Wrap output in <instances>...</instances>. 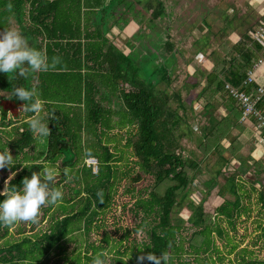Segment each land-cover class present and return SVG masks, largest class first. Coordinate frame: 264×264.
Instances as JSON below:
<instances>
[{
  "label": "trees",
  "instance_id": "16d2710c",
  "mask_svg": "<svg viewBox=\"0 0 264 264\" xmlns=\"http://www.w3.org/2000/svg\"><path fill=\"white\" fill-rule=\"evenodd\" d=\"M125 12L135 18H145L149 13L150 29L155 19L169 17L166 0H0V31L15 27L49 61L53 56L60 58L47 72H30L27 77L10 73L11 81L0 72V90L6 94H11L14 86L37 90L43 103L40 115L51 129V135L44 137L41 161L26 162L22 158L15 162L11 171L17 175L9 183L19 186L24 176L59 160L74 169V183L62 187L61 180H56L52 185L64 191L62 201L41 208L48 223L45 230L28 235L20 232L15 239L9 236L13 225L0 224V264H58V258L50 263L51 251L62 247L75 231L83 233V248L64 256L66 264H91L97 253H107V264H154L139 258L149 253L160 256L165 251L167 264H264L248 244L249 239L246 241V223L251 221L252 243L264 246V214L252 218L250 203L254 192L264 209V186L260 184L258 189L249 181L247 187L237 166L256 167L261 159L254 161L249 153L240 154L237 137L232 133V129L241 132L244 124L253 126L255 120L240 122L241 109L224 90L225 82L248 92L257 88L256 82L245 86L243 81L264 49L252 44L246 34V40L238 43L244 49L241 62L232 57L222 77L208 73L198 92L191 95L187 91L182 96V89L169 92L159 88L150 77L154 72L143 76L131 54L125 56L108 43L107 20L115 13L124 16ZM167 23L161 31H168ZM261 23L264 15L258 18L257 25ZM161 42L165 52L173 50L168 36ZM161 57L160 81L169 83L166 61L171 58ZM199 85L198 80L192 83L195 89ZM219 93L224 95L226 115L214 113ZM201 98L205 100L204 110L195 113L194 106ZM112 100H117L121 108L115 114L124 113L122 119H107L109 109L104 103ZM22 104L16 98L0 95V133L6 137L2 145L13 149L16 156L31 149L39 137H34L25 123L33 114L20 110ZM258 107L264 112V96ZM190 112L202 128L201 142L216 156L217 167L206 182L207 192L217 185L216 177L221 172L227 175L218 188L222 202L212 213L202 201L196 204L189 198L190 183L199 171L198 161L183 143L192 132L188 126ZM89 150L97 159V174L85 163L80 166ZM22 161L29 168L21 165ZM146 178L152 180V185L140 186ZM124 183L127 185L121 190ZM98 190L104 192L103 204L97 197ZM227 192L232 199L225 197ZM118 193L132 200L130 204L121 202L120 213L130 210L136 222L132 228L121 230L115 225L108 232V218L113 225L119 220L113 213ZM4 198L0 196V200ZM182 207L189 211L187 218L178 216ZM141 231H145L146 239L138 242L132 233ZM92 233H96V241L88 240Z\"/></svg>",
  "mask_w": 264,
  "mask_h": 264
},
{
  "label": "rangeland",
  "instance_id": "374dc122",
  "mask_svg": "<svg viewBox=\"0 0 264 264\" xmlns=\"http://www.w3.org/2000/svg\"><path fill=\"white\" fill-rule=\"evenodd\" d=\"M169 0H166V5L168 6ZM130 2H127V5ZM138 8V7H137ZM122 13V12H121ZM124 16H122L121 18H118L117 16H114L115 19L114 21L117 23L119 29L125 31L129 36H130V40H129V45L131 46V52L129 54H131L134 57V60L136 61L137 64H139V66H141V74L143 76H149L147 75V73H151L150 77H152L151 79H154L157 81V86L161 89H167L168 91H174L178 88V84H180V82H174V80L169 81V83L166 82H162L160 81L161 76L160 73L158 74V70H159V66L160 64L162 65L163 61H162V55L164 51H160L158 50V53L161 54L158 55L155 51H153V46L157 49L156 47V42L154 41L150 36V34H147L145 36V33L143 31V27L145 26H141L139 24L136 23V21L138 20L137 18L134 17V15L132 13H123ZM134 18V19H133ZM158 28V26H156ZM156 30V29H155ZM156 34H158L159 31H155ZM160 33L164 34V32ZM157 36V35H156ZM152 48H151V46ZM159 59H158V58ZM171 59L166 61L167 62V66L171 67V74H169L170 77H172V72L180 69L182 71V67L185 65L184 61H182L181 58H179L178 56H174V57H170ZM187 58H185L184 60H187ZM191 59V58H189ZM196 62L197 63H201L204 61V57H202L200 55V57H195ZM155 60V61H154ZM157 60V62H156ZM177 60V61H176ZM158 61H160L158 63ZM176 61V65H174V62ZM177 62L179 64H177ZM184 68V67H183ZM179 71V73L181 72ZM185 72H188L187 69L185 70ZM184 72L182 71V74ZM206 73H203L202 75H205ZM149 77V79H150ZM191 84L190 81H188L186 83V87H189ZM185 85V84H183ZM193 91V90H192ZM191 91V92H192ZM198 91V88H196L193 93H196ZM192 93V95H193ZM219 95V94H217ZM217 101V99H215ZM204 99L199 100L195 106H194V112L196 113H201L204 110ZM118 106L115 107V109H117ZM193 113H188V126H190V128L192 129L191 135L189 138H186L185 140H183V143L185 144V149L186 151H190L191 155L193 157H195V159L198 161L199 164V171L197 176L191 181L190 183V192H189V198L194 201L196 204L199 202H203L204 208L206 210H209V212L212 213L214 207H216L218 204H220L222 202V198L218 195V188L224 184V181L227 177L226 173L221 172L217 177H216V182L217 185L214 186V188L208 193L207 192V185L206 182L211 180V177L213 175V171L214 169L217 167V165L215 164L216 161V156L214 155L213 151H208L205 146L203 145V143L201 142V126L198 123L197 117L195 116V114ZM215 114H220V108L217 109V111L214 112ZM122 115V117H121ZM124 116V113L121 112L119 113V115H116V118H114V120H119L122 119ZM242 131L239 132L238 130H233L232 129V133L237 137V141H236V147L237 150H239L240 154H242L243 156L248 155L250 148H251V143L254 140V136L253 133L251 132V130L249 128H245V126H242ZM2 129L0 128V131ZM6 130H10V129H6ZM103 134H105L106 132H102ZM0 138L2 139L0 142V150H3V145L6 142V137L2 135V133H0ZM92 138V137H91ZM44 142H45V138L44 137H38L37 139V143L35 147H32L31 149H27L24 153L19 154L18 156L15 155V152L13 151V149H11L8 146H4L8 147L11 152L12 155L14 156V161L18 162V160H21L22 158H25L26 162H28V160H36V161H41L42 159V154H43V147H44ZM224 146H227L228 141L225 140L223 142ZM91 148V147H90ZM37 149H39V151H37ZM205 153V154H204ZM25 163V161H22L23 165ZM84 160L82 161L81 165H84ZM99 163H101V160H99ZM101 165V164H100ZM238 166V170L240 172H242V179L245 181L246 186L248 187V182H253L256 186V188H260V184H262L264 186V157L261 159V163L256 166V167H248L246 169V166H243V164L241 165H237ZM51 167L55 168L58 175L56 180H61V186L63 187V185L65 184H72L74 183V178H73V174H74V169L71 170V176L72 179L71 180H67L64 176V173L62 171L63 168L68 167L67 165H65L61 160L57 161V163H55L54 165H51ZM79 167V166H78ZM102 167V165H101ZM104 168V166H103ZM11 170H9L8 168L2 169L0 170V190H3L4 188V182L5 180L8 178V176L11 174ZM65 178V179H64ZM127 185V183H124V186H122L121 190L124 189V187ZM140 186H146V185H152V180L150 178H146L144 179V181L142 183L139 184ZM117 187V186H116ZM164 188V185L161 186L162 190ZM64 192V191H62ZM226 198L228 199H232L233 197L231 196L230 193H226ZM116 210L113 211L114 216L119 217V220L117 223H115L114 225L111 223L112 219L111 217L108 218V223L105 225V229L108 232H112L113 227L116 226H120L121 230L125 227H133L134 223L136 222V217L133 215V213L130 210H123L122 213H120V204L121 202H128L127 204H130L132 202L131 199H129V196L127 195H121V194H117L116 195ZM250 203H251V217H257V216H261L264 214V209L263 207L260 205V203H258L256 201V196L255 193L252 192L251 193V198H250ZM128 209V207H127ZM189 215V211L187 210L186 207H182L179 212H178V216H181L183 218H187ZM47 220L45 218L42 217V214L40 212L39 218H38V222L37 223H33V222H17L16 225H13L10 229H9V236H11V238H18L20 232L24 233V234H33L34 232H40L45 230V228L47 227ZM248 226V237L246 239V241L249 239L248 244L252 245V248L255 250L256 252V257L259 259H264V246L261 243H256L253 244L252 241L253 239H251V237H253V232H251V227H253V224L251 221L246 223ZM191 230H188L187 232H190ZM239 232H241V230H239ZM186 234V232H184ZM145 231H141L138 233H132V238H136V241H141V240H145L146 239V235H145ZM97 238L96 233H92L89 237L88 240L90 241H96L95 239ZM1 241V240H0ZM83 243H84V236L83 233L81 231H75L71 237H69L66 241H64L62 243V247H58L55 250L51 251L50 253V263H53V259L58 258V264H66L65 259L63 260L64 256H71L72 254H74V252H76L79 249L83 248ZM63 252V253H61ZM58 254V255H55ZM60 256V257H59Z\"/></svg>",
  "mask_w": 264,
  "mask_h": 264
},
{
  "label": "crops",
  "instance_id": "0c3cea01",
  "mask_svg": "<svg viewBox=\"0 0 264 264\" xmlns=\"http://www.w3.org/2000/svg\"><path fill=\"white\" fill-rule=\"evenodd\" d=\"M168 2V19H155L152 23L153 27L150 29L148 27L150 25L149 13H146L145 18H137L136 23L145 26L143 27L145 36L147 34L153 35L151 38L157 41V49L153 46V51L158 55L161 56L158 50L164 51L161 40H165L166 36H168L173 42V50L171 52L164 51L163 56L167 58L178 56L185 63L184 68L182 67L183 74L180 69H177L172 72L174 75L170 77L174 82H180L176 90L182 89V96L187 94V91L192 95L195 90L192 83L196 80L200 82L199 87H197L199 91L205 85L204 76L208 73L215 72L219 74V77H222L221 72H226L230 64H228V61L232 57L239 60L241 57L240 53L244 51L243 47L239 46L238 43L246 40L245 37L248 31L258 26V18L264 15V0H169ZM115 16L121 18L123 15L115 13ZM114 19L115 17L112 16L107 20L105 38L121 54L127 56L131 52V46L129 45L130 36L125 31L119 29ZM164 23H167L168 31H161V27L163 29L165 27ZM155 29L159 31L158 34H156ZM160 31L164 32V34L160 33ZM250 47L251 44H247V48ZM198 54L204 57V61L200 64L195 59ZM187 57L188 59L184 60ZM176 61L174 65H176ZM239 62L241 61L239 60ZM177 64L179 63L177 62ZM186 69L188 72H185ZM179 71L181 72L179 73ZM203 73L206 74L202 75ZM169 74H171V67H169ZM188 81L191 84L189 87H186ZM215 99H217V101H214L217 109L220 108V114L226 115L227 109L224 105V95L219 93ZM104 105L109 109L106 114L107 119L114 120L117 110L115 107L118 106V109L121 110L117 100L111 103L105 102ZM244 126L245 128H249L253 133L252 126L246 124ZM36 143L33 147L36 146ZM251 146L252 149L249 154L253 160L258 161L262 159L264 157V148L261 145H257L255 138Z\"/></svg>",
  "mask_w": 264,
  "mask_h": 264
},
{
  "label": "clouds",
  "instance_id": "9594fccd",
  "mask_svg": "<svg viewBox=\"0 0 264 264\" xmlns=\"http://www.w3.org/2000/svg\"><path fill=\"white\" fill-rule=\"evenodd\" d=\"M8 8L11 10V4L8 5ZM59 62L58 56H53L49 61V58L41 50L30 44L29 39L19 29L9 26L0 31V72L7 75L15 72L20 76L27 77L30 72H47L55 68ZM0 95L7 99L16 98L23 101L20 110L33 114L26 119L25 123L28 124L34 137L51 135L49 125L43 121L40 115L43 111V103L34 87L26 89L23 86H14L11 94L0 90ZM84 158L85 160L92 158L90 150L84 153ZM14 165L15 161L11 150L8 147L0 150V170L5 168L11 170ZM23 166L29 168L27 164H23ZM62 171L67 180L72 179L69 167L63 168ZM93 171L94 174H97L95 169ZM16 175V172H11L4 182L3 190L0 191V196L5 197L0 200V224L5 227H11L17 222L37 223L43 206H56L63 199L61 188L52 186L56 183L58 175L55 168L44 164L39 172L32 171L30 176H24L21 185H10L9 182ZM97 197L100 204L105 202L102 190L97 191ZM145 258L154 264H161V261L167 264L168 253L162 252L160 256L149 253L147 257L142 255L139 259L143 261ZM107 261V253H97L92 258L91 264H107Z\"/></svg>",
  "mask_w": 264,
  "mask_h": 264
},
{
  "label": "built area",
  "instance_id": "2783aa9c",
  "mask_svg": "<svg viewBox=\"0 0 264 264\" xmlns=\"http://www.w3.org/2000/svg\"><path fill=\"white\" fill-rule=\"evenodd\" d=\"M248 37L252 43L264 49V23L250 29ZM196 56L200 57V54ZM254 82L257 83V88L250 92L241 86H233L228 82L224 83V90L238 103L241 109L240 122H246L251 118L255 120L252 126L253 136L257 140V145H261L264 148V112L258 107L264 96V54L249 68L243 85L247 86ZM84 161L87 166L92 167V171L95 169L97 172L98 162L95 157Z\"/></svg>",
  "mask_w": 264,
  "mask_h": 264
}]
</instances>
